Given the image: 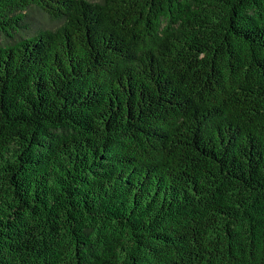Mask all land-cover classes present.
Wrapping results in <instances>:
<instances>
[{
	"label": "trees",
	"instance_id": "1",
	"mask_svg": "<svg viewBox=\"0 0 264 264\" xmlns=\"http://www.w3.org/2000/svg\"><path fill=\"white\" fill-rule=\"evenodd\" d=\"M0 264H264V0H0Z\"/></svg>",
	"mask_w": 264,
	"mask_h": 264
},
{
	"label": "rangeland",
	"instance_id": "2",
	"mask_svg": "<svg viewBox=\"0 0 264 264\" xmlns=\"http://www.w3.org/2000/svg\"><path fill=\"white\" fill-rule=\"evenodd\" d=\"M38 19L42 22L43 21V19L38 15ZM41 22H38L37 21V24H41Z\"/></svg>",
	"mask_w": 264,
	"mask_h": 264
}]
</instances>
